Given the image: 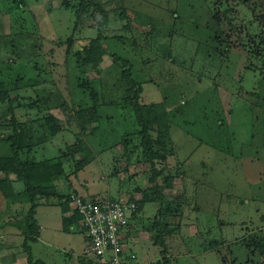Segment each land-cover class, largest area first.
Masks as SVG:
<instances>
[{
	"label": "rangeland",
	"instance_id": "obj_1",
	"mask_svg": "<svg viewBox=\"0 0 264 264\" xmlns=\"http://www.w3.org/2000/svg\"><path fill=\"white\" fill-rule=\"evenodd\" d=\"M90 1L108 13L105 34L124 39H107L109 49L129 59L140 79H152L142 84L140 102L162 103L174 114L166 145L170 153L156 162L173 178L172 186L151 180L130 93L121 104L101 103L95 122L85 134L80 130L75 107L92 105L93 87L106 100L122 93V66L109 55L84 71L76 63L75 53L97 34L93 9L76 18L61 0H0V83L16 98L15 116L26 119L27 103L38 98L61 104L44 114L58 118L62 130L31 154L37 160L63 155L60 189L73 181L83 192L150 199L124 232V245L135 255L130 264H243L247 235L264 240V72L255 66L264 62V41L258 44L264 35V0ZM214 31L217 48L208 44ZM8 112V106H0V126ZM128 132H133L130 139ZM78 140L92 152L89 163L74 173V160L86 156ZM156 181L163 187L162 204L155 200ZM19 194L13 202L26 197L29 206L28 194ZM9 198L0 193L2 226V220L16 215ZM36 211L42 230L37 241L27 242L33 259L80 264L84 234L61 229L59 208L38 205ZM155 217L165 232L164 255L156 244L157 230L150 228ZM6 228L12 226L0 230Z\"/></svg>",
	"mask_w": 264,
	"mask_h": 264
},
{
	"label": "trees",
	"instance_id": "obj_2",
	"mask_svg": "<svg viewBox=\"0 0 264 264\" xmlns=\"http://www.w3.org/2000/svg\"><path fill=\"white\" fill-rule=\"evenodd\" d=\"M61 5L72 9L75 16H77L76 18L80 17L83 12H89L91 8L94 11L91 17L95 23L97 34L94 38L89 40L88 44L82 48V51H77L75 53L76 63L83 67V71L88 65L96 68L105 54L111 57L112 63L120 64L122 66L119 76V86L122 88V93L117 99L106 100L102 97L101 90L93 87L92 91L88 93L92 100V105L88 106L86 105V102H84L75 107L81 132L85 134L87 128L91 126L89 124L95 122L98 115V106H100L101 103L121 104L122 102L127 101L126 95L130 93V98H132V100L129 102V108L132 110L137 125L141 128L138 133L140 134L139 144L142 149L141 155L143 162L145 161L151 167V180L159 178L163 181L166 187L170 188L172 186L173 178L167 177L163 174L164 172L161 169H157L156 162L158 160L165 161L170 153L166 145L167 140L170 142L169 129L174 116L173 112L167 111L165 107L162 106V103L146 104L140 102V96L143 90L142 84L145 82H151L152 79L151 77L140 79L136 71L133 69L130 60L123 58L122 55L115 50H110L108 45H106L107 39H112L113 42L116 43H122L124 39L120 35L109 37L105 34L104 29L108 24V13L105 9L90 0H61ZM211 36L208 38V44L210 46L216 45L215 48H217L216 43L219 41L218 32L214 31V34ZM263 41L264 35H261L258 44ZM126 42L127 41L125 40V43ZM255 66L256 68L261 69L260 74L264 72V62ZM2 83H0V106H8L9 112L6 114L8 118L5 117V120L7 121L4 122V124L1 123L0 126V192L5 196L7 195L6 189H9L10 186L7 176L10 173H13L16 179L23 183L24 191L28 194L30 200V206L28 209V233L24 239L23 251L26 254L27 264H45V262L41 260L33 259L31 248L27 242L28 240L36 241L39 235L40 227L35 219L37 196H56L59 198L60 206L63 204L62 211L65 212L67 210L66 204L68 203L70 194H67L65 197L64 194L60 193L58 190L60 188L55 184L56 180H59L60 177H63L66 174L64 157L63 155H59L56 157L35 160L34 158L25 155L31 153L35 148L52 141L62 130L63 125L58 118L51 114H44L45 111L58 108L61 104L57 101L48 104L47 100L38 98L37 100L27 103L31 111L24 109L25 114L27 113L26 119L20 120L15 116L16 111L13 108V102L16 98L11 96L12 91L7 87H4ZM51 92L52 91H48L47 95H51ZM85 92V89H81L83 95H85ZM152 131L156 132L155 138L152 136ZM132 133L133 132H128L129 139L131 138ZM92 134L93 132L91 131L90 135ZM79 144L82 145V151L86 156L82 159L74 160V173H77L89 163L92 152L88 143L85 141L80 140ZM126 155H129V151ZM68 176L69 175L66 177L69 178ZM161 181H156L154 184V190H156L158 194V198L155 200H158L162 204L164 195L161 192V189L163 188L162 185H160ZM126 200L134 201L137 204V209L132 214L131 220L142 210L144 204L150 201V199H147V196H144L141 200L129 196ZM169 203L173 202H168L167 208L171 210L172 206ZM160 210L161 207L158 209V215H161ZM79 218L80 217L77 213H73L69 217L64 216L63 230L66 232L70 231L69 227L72 226L73 223H78ZM79 228L83 233V229L80 226ZM150 228L151 230H157L156 244L162 247L161 254L164 255L166 250L163 243L165 232L160 229L161 223L159 217L154 218ZM243 248L246 251L245 257L248 258L243 264H264L261 263L262 258H264L263 239L256 238L249 234L246 237ZM124 259V264H130L133 260L130 259L129 256H126ZM78 260L80 264H101L93 259L85 257L83 253L78 256ZM165 261H167L166 258Z\"/></svg>",
	"mask_w": 264,
	"mask_h": 264
},
{
	"label": "built area",
	"instance_id": "obj_3",
	"mask_svg": "<svg viewBox=\"0 0 264 264\" xmlns=\"http://www.w3.org/2000/svg\"><path fill=\"white\" fill-rule=\"evenodd\" d=\"M68 202L79 215L87 239L85 257L101 264H124L126 256L135 258L124 245V232L137 209L136 202L107 196L85 198L76 193L69 195Z\"/></svg>",
	"mask_w": 264,
	"mask_h": 264
},
{
	"label": "crops",
	"instance_id": "obj_4",
	"mask_svg": "<svg viewBox=\"0 0 264 264\" xmlns=\"http://www.w3.org/2000/svg\"><path fill=\"white\" fill-rule=\"evenodd\" d=\"M34 151L35 150H33L32 152L34 153ZM33 153L32 154L30 153V155L27 154L25 156H28L30 158H34L35 160H37L36 156L33 155ZM7 177H8L10 186H9V189H6V193H7L6 196L10 197L8 202H11L14 204L13 207L10 209L11 210L14 209V213L16 215L12 217V220H9V221L8 220H2L3 224H6V225L9 224V226L11 225L12 228L11 229L6 228V230H0V264H23V261H24V259H26V256H25V253L23 252L22 245H23V240L25 239V236L27 235L28 224H29V221L27 220L28 216L26 215V211L30 205L27 206L26 197L23 200H16V201H18L17 203L13 202V200L16 198V196L19 193L23 192L25 189H24V185H23V189H21V185H20L21 181L17 180L13 173L8 174ZM58 182L59 181H57V180L55 181V184L57 186L59 185ZM58 190L60 191V193L64 194L65 197L67 194L76 193V194H79L80 196L85 197V198H89V197L94 198L97 196H107L110 198H121V199L127 198V197L126 198L112 197V196H109V194H100V193L88 192L87 190H85V192H83V189H79L77 186V183L74 184L73 181H71L70 183L68 182L65 185V189H58ZM3 205H4L3 208L5 210H8L10 207L6 203V200L4 201ZM38 205H49L50 207H56V208H59L61 210V212H62V214H61V224H62L61 229L62 230H63V217L64 216L69 217L73 214L72 207L70 206L69 202L66 204L67 210L65 212H63L62 211L63 204L61 206L59 205V203L57 202L56 196L50 195V196H45L44 198L41 196H37L36 197L35 218H36V212H37L36 209H37ZM21 218H23L24 221L19 222V219H21ZM38 224H39L40 230H39V235L37 237V240L40 238V233L42 230V225L40 224V221H38ZM5 226H2V224H0V229H2ZM79 226H80L79 223H73L72 226L69 227L70 231H68V232H71L75 228L77 230H79L80 229ZM84 238H85V241L87 242L85 235H84ZM45 264H47V263L45 262Z\"/></svg>",
	"mask_w": 264,
	"mask_h": 264
}]
</instances>
